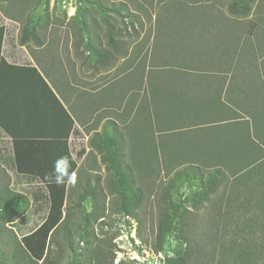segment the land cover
Listing matches in <instances>:
<instances>
[{
  "label": "crops",
  "instance_id": "0c3cea01",
  "mask_svg": "<svg viewBox=\"0 0 264 264\" xmlns=\"http://www.w3.org/2000/svg\"><path fill=\"white\" fill-rule=\"evenodd\" d=\"M188 13V23L181 24L109 23L95 28L91 44L79 36L67 41L48 36L40 47L44 55L59 44L61 50L59 73L52 71L51 60L39 67L48 88L29 69L38 68L35 57L15 43L8 24L0 23L6 29L0 45V162L8 158L19 175L13 138L23 140L20 159L30 162L53 155L43 143L68 136L78 176L70 190L76 195L92 190L95 176L109 175L102 152L108 154L107 161L117 160L119 144L126 154L124 164H132V146L139 144L142 160L151 94L157 121L166 124L173 160L181 141L171 134L187 130L189 154L216 174L196 173L197 183L203 178L205 185L217 184L205 201L207 213L222 210L221 224L263 219L264 10L253 9L244 17L216 5ZM88 45L94 50L93 72L73 62L74 56L82 63L87 59ZM150 60L175 71L154 74L150 83ZM96 135V142L108 143L109 150L100 153L89 146ZM91 199L88 195L82 204L88 206Z\"/></svg>",
  "mask_w": 264,
  "mask_h": 264
},
{
  "label": "trees",
  "instance_id": "16d2710c",
  "mask_svg": "<svg viewBox=\"0 0 264 264\" xmlns=\"http://www.w3.org/2000/svg\"><path fill=\"white\" fill-rule=\"evenodd\" d=\"M33 1L0 0V12L4 18L19 25L21 31L18 43L21 46H25L35 57L38 67L29 69L48 88L39 72L41 71L40 66L43 67L44 61L48 62V60H51L52 71L60 72L61 63L57 54L59 53V46H54L51 55L47 57L40 50L44 34L42 36L37 34L36 24L33 25L32 20H30ZM130 1L134 6L135 12L129 11L128 6L123 2L119 3L118 6L120 8L117 10L120 13L122 11L126 12V14H121L124 20L130 17L135 18L132 25L134 23H143L139 19V12L147 16L148 21L151 22L150 10H155L158 7L161 11L156 14L153 21L154 25L188 23L189 10L211 8L216 5L227 8L231 13H238L244 17H247L253 9H256V12L264 10V0H233L227 4L225 0H142L143 3L138 0ZM205 2L213 4L207 5ZM112 7L115 8L114 6ZM153 24L151 23V25ZM5 31V27H0V45L2 44ZM30 43L37 47L38 50L36 52L31 49ZM88 50L94 52L93 48ZM158 67L150 60L148 72L150 83L154 74L175 71L172 66L168 68ZM57 81L59 82L60 79ZM51 82L55 84V81L51 80ZM55 101L60 104L58 99L55 98ZM149 108L147 142L145 143V139H143L142 160L140 161L138 157L140 152L139 144L132 146V154L129 155V157H132V164H124L122 157H126V154L123 153V146L119 144L116 146L118 148L116 152L117 160L110 159V161H107L108 154L102 152V161L106 162V169L109 172L108 177L102 181L101 186L102 177L100 175L95 176L96 185L93 188L90 187L92 190L77 196L73 193V189L70 190L73 188L71 184L69 186L68 184L56 186L48 183L45 179L46 175L52 171L53 162L60 156H68L72 164V170L76 171L77 160L71 157L68 136L65 139H55L54 141H57L55 144L43 143L46 147H51L50 150L53 151V155L43 154L44 158L40 155L41 160L30 162H23L20 159L23 150V145L20 143L23 140L12 139L17 173L20 176L38 180L44 185L46 193L44 191L42 194L38 193L34 198L38 203L45 204L48 209L41 225L24 235L19 241L14 237L16 244L23 248L26 253L24 257L22 255L14 257L16 260L15 264H61L60 260L63 256L64 246L68 247L72 253L69 264H113V261L110 263L106 260V252L104 250L96 246L92 248V242H88L90 248L82 252L83 257L78 256L77 252L73 251L75 235L71 230L68 231L67 223L70 222L69 219L74 213H71V210L73 211V208L75 210L76 206L80 209L88 195L92 197L93 211L105 212L104 210L109 202V195L114 193L112 191L109 193L108 188L111 190L114 185L112 178L116 175L118 185L116 186L115 194L119 193L122 197L115 200L112 206L115 207L120 202L122 211L130 213V211L140 208L145 203L151 202L155 210L154 219L157 221L154 227L159 240L158 251L163 249L166 239L174 233L175 228L179 232L178 240H185L187 244L185 256L178 261L168 259L166 264H264V217L263 219H257L256 223L252 219H241L236 224H221L219 213L222 210L217 211L216 208H212L203 215L211 216V218L201 217L199 212L203 206L205 207L207 196L217 188V184L214 180L205 185L203 178H201L200 183H197L196 173L204 175L207 171H209V174L212 170L205 168L203 162H197L194 160V156L189 154L187 130H182L178 134H171L172 137L178 136L181 141L175 148L178 149V154L176 160H173V148L168 144L169 137L165 134L167 127L166 124L160 125L157 121L155 99L151 94ZM98 137L100 135L94 136L90 140L89 146L99 150L100 153L102 150H109L110 146L107 145L108 143H104L101 146L96 142ZM121 147L122 149H120ZM111 155L112 153L109 154L110 158ZM49 167L52 168L49 169ZM111 174L113 177H111ZM209 175L214 177L216 174L210 173ZM0 176L6 175L2 174L0 170ZM124 181L127 183L123 185ZM183 188L189 189V193H182ZM73 197L79 201L76 203ZM187 205L189 206L187 207ZM190 208L194 210H189ZM102 215L95 213L93 215L94 220L97 221L104 218ZM87 221L86 218L83 220L85 224ZM177 225L178 227H176ZM2 231L3 228H0V232ZM198 231H201L200 234L203 232L199 236L200 238L196 234ZM60 235L63 238V242H60ZM53 244H56L60 251L54 259H50V249ZM0 264H8L7 258H0Z\"/></svg>",
  "mask_w": 264,
  "mask_h": 264
},
{
  "label": "rangeland",
  "instance_id": "374dc122",
  "mask_svg": "<svg viewBox=\"0 0 264 264\" xmlns=\"http://www.w3.org/2000/svg\"><path fill=\"white\" fill-rule=\"evenodd\" d=\"M138 1L143 3L142 0ZM225 1L227 4L233 0ZM113 2L115 3L113 4ZM120 2L126 4L130 8L129 11L135 12L130 0H34L31 5L30 20H32L33 25L36 24V33L40 36L44 34L43 40L50 35L54 39L57 37L59 41L73 40L79 36L83 40L89 39V44H91L90 39L91 35L95 34V28L107 26L109 23L120 24L123 21L122 15L126 12L120 13L118 11ZM112 4L116 9L112 7ZM150 11L151 22L148 21L147 16H142V13L139 12V19L143 24H153L156 14L160 13L161 10L158 7ZM126 20L128 23H132L135 18L130 17ZM0 23L8 24L10 35L15 43L19 44L18 39L21 31L19 25L2 17L1 12ZM89 48L92 46L88 45L84 48L85 53H89V55H86L88 58L84 59L83 63L82 60H76L75 56L73 57V62L78 66L81 62V65L85 67V72H93V51L88 50ZM22 52L24 51L22 50ZM21 56L23 57V55ZM1 164L9 168L10 173L5 171L4 168L6 167L1 166ZM0 170L2 174L4 172L7 176H0V228H3V231L0 232V258L5 257L8 264H15L14 257L20 255L24 257L26 253L23 248L16 244L14 237L19 241L24 235L41 225L48 209L45 204L38 203L34 197L36 194H42L43 191L46 193V191L44 185L38 180L17 175L14 168L9 165L8 158L0 162ZM111 177H113L112 174ZM104 178L105 175L102 176L101 186ZM112 180L114 185L111 190L109 188L108 190L109 193L110 191L114 193L109 195L108 203L106 199L105 212L93 211V201L88 202V206L85 203L81 205L80 209L76 206L75 210L74 208L73 211L71 210V213H74L69 219L70 222L67 223V227H69L67 229L75 235L73 251H76L78 256L83 257L82 252L90 248L88 242H92V248L96 246L104 250L106 260L110 263L113 261V264H166L168 259L177 261L182 259L185 256L187 244L183 239L178 240L179 232L176 228L174 233L166 239L163 249L158 251L159 240L154 227L157 221L154 219L155 210L151 202L145 203L130 213L122 211L120 202L115 207L112 206L115 200L122 197L119 193L115 194L118 185L117 175ZM125 183L127 182L124 181L123 185ZM182 193L188 194L189 189L183 188ZM74 201L77 203L79 200L75 198ZM207 206H203L200 210L201 217L207 212ZM189 210L194 209L190 208ZM94 212L103 214L104 218L94 220ZM85 218L88 220L86 224L83 222ZM153 219L154 222L152 223ZM201 231L196 232L198 238L204 232L203 230L200 234ZM60 237V242H63L61 235ZM50 251V259H54L60 249L56 244H53ZM71 257L72 253L68 247L64 246L61 264H69Z\"/></svg>",
  "mask_w": 264,
  "mask_h": 264
},
{
  "label": "clouds",
  "instance_id": "9594fccd",
  "mask_svg": "<svg viewBox=\"0 0 264 264\" xmlns=\"http://www.w3.org/2000/svg\"><path fill=\"white\" fill-rule=\"evenodd\" d=\"M46 181L56 186L71 184L76 186L77 173L72 170V164L68 156H60L53 162L52 171L46 175Z\"/></svg>",
  "mask_w": 264,
  "mask_h": 264
}]
</instances>
